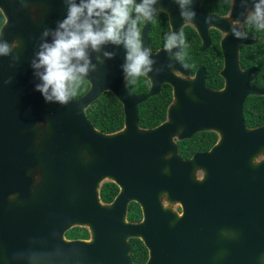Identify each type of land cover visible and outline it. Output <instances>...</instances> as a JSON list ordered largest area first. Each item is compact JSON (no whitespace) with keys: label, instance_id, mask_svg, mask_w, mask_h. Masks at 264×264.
Listing matches in <instances>:
<instances>
[{"label":"water","instance_id":"water-1","mask_svg":"<svg viewBox=\"0 0 264 264\" xmlns=\"http://www.w3.org/2000/svg\"><path fill=\"white\" fill-rule=\"evenodd\" d=\"M172 1L153 5L154 13H169L178 40L149 57L146 92L129 91L122 69L127 50L109 42L88 49L89 87L61 104L45 102L34 89L39 79L31 62L40 43L51 39L44 30L66 15V0H0V39L15 42L0 55V264H39L47 251L57 264H131L130 238L147 248L143 264H264V124L249 128L243 116L245 98L264 96V86L252 84L257 69L239 62L240 45L255 42L241 24L256 0H233L225 15L198 5L189 19ZM144 21L141 47L151 55L150 20ZM184 21L202 38L201 50L210 27L222 33V88L207 87L201 68L190 76L178 57H157L180 52ZM164 83L172 87L166 121L140 127L138 104ZM105 91L123 107L124 125L113 132L95 127L86 112ZM200 130L215 131L217 142L181 158L174 138ZM104 181L120 186L109 203L100 194ZM131 200L142 208L138 223L126 218ZM50 223L52 250L44 245ZM73 227L88 237L67 239Z\"/></svg>","mask_w":264,"mask_h":264},{"label":"clouds","instance_id":"clouds-1","mask_svg":"<svg viewBox=\"0 0 264 264\" xmlns=\"http://www.w3.org/2000/svg\"><path fill=\"white\" fill-rule=\"evenodd\" d=\"M66 15L54 29H45L43 40L31 62L39 91L45 102L65 103L77 94L90 67L88 49L98 50L105 43L123 44L126 61L122 65L127 77L141 76L150 69L148 49L141 47L138 21L151 20L156 0H66ZM191 0H178L181 16L190 18L192 11H183ZM134 14V15H133ZM247 19L257 29H264V0H256ZM237 36L239 32L235 33ZM180 42L183 36L179 34ZM178 34L168 33L164 48L177 44ZM15 42L0 39V55H8ZM105 56L111 53L105 52Z\"/></svg>","mask_w":264,"mask_h":264},{"label":"flooded vegetation","instance_id":"flooded-vegetation-1","mask_svg":"<svg viewBox=\"0 0 264 264\" xmlns=\"http://www.w3.org/2000/svg\"><path fill=\"white\" fill-rule=\"evenodd\" d=\"M172 2L178 4V0H173ZM232 2H233V0H228V2H227L228 4H227V7H226L225 11H219V10H217L218 8H215V2L214 1H211V2L208 3L207 0H191L190 3L186 4V10L185 11H192V12L195 13L197 11V8H198V5H199L203 10H205V11H207L209 13H217V14H220V15H225V14H227L229 12V10H230V8L232 6ZM39 6L41 8V3H40ZM0 13H1V11H0ZM158 13H162L165 16V18L163 19L165 21L164 24L168 28V33H172V27L170 25V15H169V13L166 12L165 10H159L156 13H154L153 14V18L148 23V32L147 33H148V37H149L150 49H151V55H152L151 56L149 54L148 55L149 57H153L154 56L153 53L156 52L158 49L164 48L163 45H164V41L166 39V38H164L163 42L157 43V41L152 38L153 35L151 33H152V30H153V20H154V17L156 16V14H158ZM1 15H2V13H1ZM2 17H3V15H2ZM185 18L186 17H184V19ZM187 19H189V18H187ZM176 20H177V18L175 17V21ZM3 21H4V17H3ZM249 22L250 21L248 19H246L241 24V26H242L244 32L246 33V35L248 37L254 39L255 42L250 44V45H240V47H239V62H240V66H241L242 69H247V68H255V69H257V75L252 80V84L255 85V86H264V83L258 84V78H259V75H260L259 65L258 64H252V63H249L247 61V59H249V57H258L259 58L258 61L263 60V58H264V36L259 35V34L253 35L251 32H249V28H250V27H248ZM144 24H145L144 20L138 21V27L140 29V34H141V30H142V27L144 26ZM1 25H0V27H1ZM185 29H191L194 32V34H195V36H196V38L198 40L197 41L198 42L197 51L200 52V53L207 52L209 50V48H211L214 45L213 44L212 31L213 30L217 31L218 34H219L218 46H219L220 54H214V53L213 54H211V53L210 54H199L197 52H193V53L185 52V48L184 47H186V42H187V39L183 35V31H185ZM260 30H262V29H260ZM180 34H182V36H183V43L180 42V44H179L180 52L179 53H167V54H163V55L157 56V57H178L179 60L183 63V65L189 70L190 76H193L197 72V70L201 68V69H203V72L205 74V84H206L207 87H209L211 89H215V90H218V89L222 88L223 85H224V79L221 76L220 71L223 68L224 61H225V56L222 53V49L220 47V39L222 37V33L219 30H217L216 28L210 27L209 28V44L205 47L204 50L200 49V47L202 45V38L200 37V35L197 32V30L195 29V27L190 23V21H184L183 22V24L181 26V29H180ZM261 44H263V45H261ZM252 46L253 47H259V48H257V51H259L260 53H258L256 56L251 54L249 52V49L245 50V48L252 47ZM250 54H251V56H250ZM206 57L215 58L218 61L217 63H219L217 72H218L219 77L221 78V85L220 86H216L215 87L211 83H209V81H208L207 66L202 61V59H205ZM205 60L208 62V67L209 68H211L214 65L209 60H207V59H205ZM142 76L145 77L147 79V82H148L147 89L145 91H142V92H134L130 88V85H129V82L131 81V77H127V87L129 89V91L132 92L133 94H141V93H144V92H146L148 90V88L150 86V80L144 74ZM87 84H88V87H89L88 81H87ZM163 85H168L171 88V100H170V102L167 104V106L165 108V117L161 121H159L157 124H155L153 126H143L142 125V120H141V118L139 116V105H140V103H139L138 107H137V111H138V125L140 127H142V128H153V127H156V126L162 124L164 121H166V119H167V117H166L167 108H168L169 104L172 101V87L168 83H164ZM163 85H162V87H163ZM88 87H87V89H88ZM162 87H161V89H162ZM85 91H84V93H85ZM105 92H110V91H105ZM110 93H112V92H110ZM249 96H247L245 98L244 102H243V116H244L245 125L247 127H249V128L250 127L252 128V127H256V126L262 125V124H264V122L261 123V124H257V125H249V124H247L246 118H245V114H244V103H245L246 99ZM73 97H78V96H73ZM122 110H123V107H122ZM123 125H124V113H123L122 126ZM122 126L120 128H122ZM120 128H118L117 130H119ZM114 131H116V130H114ZM111 132H113V131H111ZM190 138L194 139V141L196 143L195 148L192 149V147L190 146L189 148L183 149L187 145L184 141H187ZM209 138H211L212 141L210 142L209 145H207V142H208ZM217 139H218V134L215 131H213V130H200V131H197L196 133L192 134L190 137L184 138V139H181V140H179L177 138H174V140H175V142L177 144L178 154H179V156L181 158H184V159L190 158L195 153H205V152L209 151L213 147V145L217 142ZM185 154H188V155H185ZM200 175H201V173L199 172L198 176H200ZM106 184H108V186L113 188V190H111V193H109V191H107V193L106 192H102V188ZM119 191H120V186L117 183H115L113 181H104L102 183V185H101V191H100L101 198H102V200L104 202H107V203L112 202L115 199L116 195L119 193ZM177 210L180 211V208H177ZM126 218L131 223H138V222H140L142 220L143 214H142V208H141V205L139 204V202H137L135 200H131V201H129L127 203V206H126ZM52 227H53V224L50 223V229H51L50 240H45V242H44V245L49 242L51 250L53 249V243H54L53 238H52ZM73 228H80V227H73ZM71 229L72 228H70L69 230H67L65 232V237L67 239L87 238L88 237V232H87L86 236H78V235H74L73 236V235H70L69 233H70ZM82 229H84V228H82ZM131 239H136V240L141 241L139 238H130L129 239L130 252H131V243H130ZM141 243L143 244L142 241H141ZM143 246L145 248V258H144L143 261H141L140 264H143L147 260V257H148V250H147V248L145 247L144 244H143ZM56 258H57V255L53 254L52 252H48V251L44 252L42 254V256H41V262H39V264H57ZM130 260H131V257H130Z\"/></svg>","mask_w":264,"mask_h":264},{"label":"trees","instance_id":"trees-1","mask_svg":"<svg viewBox=\"0 0 264 264\" xmlns=\"http://www.w3.org/2000/svg\"><path fill=\"white\" fill-rule=\"evenodd\" d=\"M215 2V8H218L219 11H225L227 7L228 0H207V2ZM165 16L162 13L156 14L153 20V30H152V38L157 41V43L163 42L164 38H166V34H168V28L164 24ZM3 22V17L0 13V25ZM249 32L253 35H262L264 36V30L257 29L251 21L248 24ZM247 27V28H248ZM183 35L187 39L185 52L193 53L197 52L199 54H220L219 46H218V37L219 34L217 31H212L213 37V46L209 48V50L205 53H200L197 51L198 47V40L191 29H185L183 31ZM263 45V44H261ZM259 47H247L245 50L249 49V52L253 55H257L260 53L257 51ZM250 54V56H251ZM209 60L214 65L209 68L208 62L205 60ZM202 59V61L207 66V77L209 83L213 86H220L221 85V78L218 75V64L217 59L206 57ZM258 57H249L247 61L252 64H258L260 69V75L258 78V84L264 83V58L261 61H258ZM130 88L134 92H142L145 91L148 87V82L145 77L137 76L135 78L131 77V81L129 82ZM88 84L87 81L84 79V82L81 83L79 88L77 89V94L75 96H79L87 89ZM171 100V88L168 85H163L161 91L154 96L149 97L144 102L140 103L139 105V116L142 120L143 126H153L161 121L165 117V108L167 104ZM87 116L89 120L94 124L95 127L104 131V132H111L117 130L122 126L123 121V110L121 103L117 100V98L110 92H105L101 94L93 103L89 105L86 110ZM244 114L246 118V122L249 125H257L264 122V97L258 95H250L245 103H244ZM212 141L211 138L208 139L207 145L210 144ZM187 145L183 148H189L190 146L192 149L195 148L196 143L193 138H190L187 141H184ZM191 143V144H190ZM206 145V146H207ZM189 154V153H188ZM185 154V155H188ZM113 190L112 187L108 186V184L104 185L102 188V192L109 191L111 193ZM70 235H78V236H86L87 231L82 228H72L70 230ZM131 264H140L141 261L145 258V248L141 241L136 239H131Z\"/></svg>","mask_w":264,"mask_h":264}]
</instances>
